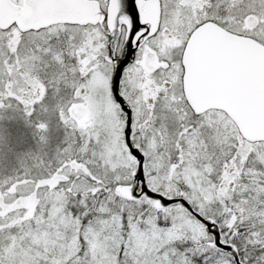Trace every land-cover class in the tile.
I'll return each instance as SVG.
<instances>
[{
	"label": "snow or ice",
	"instance_id": "6c2138e0",
	"mask_svg": "<svg viewBox=\"0 0 264 264\" xmlns=\"http://www.w3.org/2000/svg\"><path fill=\"white\" fill-rule=\"evenodd\" d=\"M0 264H264V0H0Z\"/></svg>",
	"mask_w": 264,
	"mask_h": 264
}]
</instances>
